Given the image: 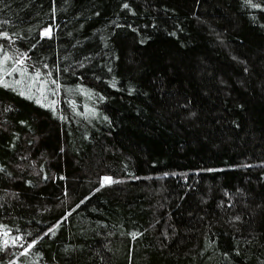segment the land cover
Returning <instances> with one entry per match:
<instances>
[{
    "label": "trees",
    "instance_id": "obj_1",
    "mask_svg": "<svg viewBox=\"0 0 264 264\" xmlns=\"http://www.w3.org/2000/svg\"><path fill=\"white\" fill-rule=\"evenodd\" d=\"M0 264H264V0H0Z\"/></svg>",
    "mask_w": 264,
    "mask_h": 264
},
{
    "label": "rangeland",
    "instance_id": "obj_2",
    "mask_svg": "<svg viewBox=\"0 0 264 264\" xmlns=\"http://www.w3.org/2000/svg\"><path fill=\"white\" fill-rule=\"evenodd\" d=\"M20 77L21 79H24V75L22 73H20Z\"/></svg>",
    "mask_w": 264,
    "mask_h": 264
},
{
    "label": "snow or ice",
    "instance_id": "obj_3",
    "mask_svg": "<svg viewBox=\"0 0 264 264\" xmlns=\"http://www.w3.org/2000/svg\"><path fill=\"white\" fill-rule=\"evenodd\" d=\"M125 6H127V5H125ZM108 179H109V178H107V177L105 178V180H108ZM236 219H239V217H237ZM133 235H135V234H133Z\"/></svg>",
    "mask_w": 264,
    "mask_h": 264
}]
</instances>
